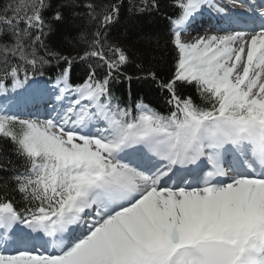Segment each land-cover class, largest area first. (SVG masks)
<instances>
[{
  "label": "snow or ice",
  "instance_id": "snow-or-ice-1",
  "mask_svg": "<svg viewBox=\"0 0 264 264\" xmlns=\"http://www.w3.org/2000/svg\"><path fill=\"white\" fill-rule=\"evenodd\" d=\"M122 4L57 6L51 20L69 9L94 26L91 38L78 35L86 47L77 56L46 43L51 0L0 5V94L66 64L54 102L44 89L30 95L51 104L46 118L0 107V140L10 145L0 149V264H264V3L170 0L173 72L137 77L168 93L166 115L143 101L123 106L110 90L121 75L133 79L121 71L132 57L108 35ZM205 10L220 26L185 39ZM128 11L159 13L160 0H129ZM76 60L89 72L74 86Z\"/></svg>",
  "mask_w": 264,
  "mask_h": 264
},
{
  "label": "trees",
  "instance_id": "trees-1",
  "mask_svg": "<svg viewBox=\"0 0 264 264\" xmlns=\"http://www.w3.org/2000/svg\"><path fill=\"white\" fill-rule=\"evenodd\" d=\"M62 2L63 0H51L52 8L45 13L53 26L52 32L46 38V43L50 48L61 52L63 55H82L86 45L79 42L77 37L84 31L91 38L90 34L94 26L89 25L84 19L73 18L69 9H62L64 15L62 22L51 20L57 6ZM104 2L107 3L109 0H104ZM3 3L5 0H0V5ZM128 7L129 0H123L120 18L110 27L108 35L112 43L124 48L132 57L133 63L126 65L121 71L133 79L129 81L125 75H121L118 81L113 80L111 82L110 90L123 106H134L143 101V103L150 104L156 111L166 115L169 111L165 102L168 93L161 92L150 78L137 79V77L145 76L149 69L156 72L159 78L165 80L171 76L175 52L169 43L170 24L167 17L175 16L178 10L171 7L170 0H160L159 13L130 14ZM92 63L95 66L96 61L93 60ZM138 63L142 67L138 68ZM64 67H66L64 62L59 65L53 62L51 65L45 66L44 75H37L35 80H30L25 88L35 83L55 82L57 75ZM88 72L87 62L74 61L70 73V82L74 85L83 83L87 79ZM104 74V69L97 68L98 77H103ZM8 87L11 88L10 82ZM181 92L184 95H190L196 103H200L195 88L182 86ZM8 93H12V91ZM9 147L10 145L6 141L0 140V149Z\"/></svg>",
  "mask_w": 264,
  "mask_h": 264
},
{
  "label": "bare ground",
  "instance_id": "bare-ground-1",
  "mask_svg": "<svg viewBox=\"0 0 264 264\" xmlns=\"http://www.w3.org/2000/svg\"><path fill=\"white\" fill-rule=\"evenodd\" d=\"M203 34V33H202ZM53 102V101H52ZM29 104H30V108L32 109V113L30 114L32 117H35L36 115H37V113H38V110H39V107H42L43 105H35V104H33V103H31V102H29ZM49 103H47V104H45L44 103V105H45V107H48V106H51V105H48ZM43 117H42V119L43 118H46L47 116H48V114H44L43 113ZM28 117V116H27Z\"/></svg>",
  "mask_w": 264,
  "mask_h": 264
}]
</instances>
